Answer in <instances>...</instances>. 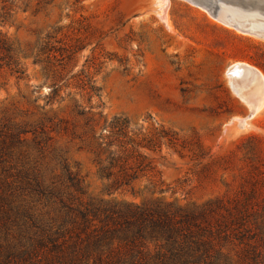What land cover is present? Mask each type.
I'll return each mask as SVG.
<instances>
[{"label":"rangeland","instance_id":"374dc122","mask_svg":"<svg viewBox=\"0 0 264 264\" xmlns=\"http://www.w3.org/2000/svg\"><path fill=\"white\" fill-rule=\"evenodd\" d=\"M158 6L0 2V33L22 71L0 68V264H46L67 236L79 198L185 206L259 181L264 103L247 118L244 96L252 87L228 70L241 63L264 80V39L183 0L168 1L165 20ZM119 115L144 135L167 130L177 145L150 153L159 174L114 190L99 176L91 149L103 121ZM259 191L264 195V183Z\"/></svg>","mask_w":264,"mask_h":264},{"label":"trees","instance_id":"16d2710c","mask_svg":"<svg viewBox=\"0 0 264 264\" xmlns=\"http://www.w3.org/2000/svg\"><path fill=\"white\" fill-rule=\"evenodd\" d=\"M2 67L22 74L13 60L12 45L0 33ZM92 140L97 172L114 190L129 187L140 176L159 174L150 153L159 152L162 145L173 149L177 145L167 130L144 135L122 115L103 121ZM259 175V181H249L247 190L241 186L233 196L202 204L79 198L70 209L67 236L53 246L46 264H262L264 195L259 190L264 172ZM66 176L73 192L81 193L77 178L70 172ZM62 232L58 231L61 237Z\"/></svg>","mask_w":264,"mask_h":264},{"label":"water","instance_id":"95a60500","mask_svg":"<svg viewBox=\"0 0 264 264\" xmlns=\"http://www.w3.org/2000/svg\"><path fill=\"white\" fill-rule=\"evenodd\" d=\"M196 7L206 11L213 19L222 22L235 31L253 36L259 39H264V33L253 30L250 26H241L232 20L224 21V11L230 12L235 10L241 17H250L253 15L258 19L264 21V0H186ZM243 20V19H242ZM246 69L243 65H238L235 69L228 70L233 80L238 77L243 78V71Z\"/></svg>","mask_w":264,"mask_h":264},{"label":"bare ground","instance_id":"6f19581e","mask_svg":"<svg viewBox=\"0 0 264 264\" xmlns=\"http://www.w3.org/2000/svg\"><path fill=\"white\" fill-rule=\"evenodd\" d=\"M168 1L169 0H156V3H158V5H159L158 6V9H159L158 16L163 20L166 19L165 18L166 17V8L168 5ZM183 1H186V0H183ZM223 19H224V21L232 20V21L236 22L237 24L244 26V27L250 26L251 29L257 30L258 32H261V33H264V21L258 19L257 17H254L253 15H251L250 17H241L238 15L237 11L230 10V12L224 11ZM238 65H241V63L231 65L229 67V70L235 69ZM242 73H243L242 75H244V77H245V81L242 83V84L245 83L244 87L245 88L246 87L247 88L252 87V92L249 95L244 96L245 97L244 100L247 102V105L249 108V114L247 115V118H249L256 111H258L264 103V80L261 77V75L255 69L250 68V67H246V69ZM251 77H253V78H251ZM250 78H251V81H250ZM251 83L253 86L251 85ZM242 84L240 86H242ZM241 93H242V91H241ZM241 97H243V96H241ZM245 120H246V118L237 120V124L239 125V127L245 124Z\"/></svg>","mask_w":264,"mask_h":264}]
</instances>
